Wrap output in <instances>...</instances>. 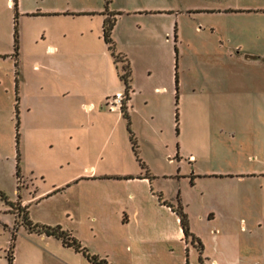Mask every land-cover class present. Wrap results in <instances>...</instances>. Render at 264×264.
<instances>
[{"label": "rangeland", "instance_id": "obj_1", "mask_svg": "<svg viewBox=\"0 0 264 264\" xmlns=\"http://www.w3.org/2000/svg\"><path fill=\"white\" fill-rule=\"evenodd\" d=\"M7 1L0 0V210L18 199V191L25 193L27 185L45 192L74 178L138 171L131 132L151 174L173 175L155 183L163 196L175 199L181 193L192 204L186 213L206 238L209 262H200L195 254L189 264H264V15L231 13L262 9L264 0H108V6L106 0H18L16 17ZM149 12L163 15L144 17ZM101 13L122 14L117 32L128 44L136 91L129 131L121 113L107 106L109 97L126 91L120 80L125 64L98 40ZM14 18L18 56L13 50ZM152 25L155 46L147 48ZM175 25L185 40L179 47L173 44ZM219 42L225 47L249 45L256 56L246 60L243 70L229 66L228 90L218 83L213 92L211 77L222 82L228 75L224 57L211 64V55L225 51ZM177 73L182 84L178 104L168 100V93L155 92L163 86L175 90ZM248 173L253 177L225 178ZM116 188L102 191L119 195L117 201L102 204L107 219L115 223L123 220V214L114 213L115 204L124 205L127 193L125 185ZM69 192L60 191L32 208V222L52 226L54 217L62 225L77 224L67 220ZM75 199L71 209L80 210L79 236L88 253H108L113 263L124 264L121 257L114 260L121 248L97 243L90 231L94 224ZM9 240L0 239V264H8ZM38 240L17 237L13 264H60ZM68 252L63 264H89Z\"/></svg>", "mask_w": 264, "mask_h": 264}, {"label": "crops", "instance_id": "obj_2", "mask_svg": "<svg viewBox=\"0 0 264 264\" xmlns=\"http://www.w3.org/2000/svg\"><path fill=\"white\" fill-rule=\"evenodd\" d=\"M8 5H13L12 8L15 12V17L18 13L19 2L17 0V9H14V1L8 0ZM208 12V13H207ZM204 12L201 11L200 14H209V11ZM232 14H260L264 15V8L262 9H244V10H236L231 12ZM113 14V13H111ZM105 15L103 13L100 14V32L98 31V40L101 41L103 39V25L105 20H115L113 30L111 32V40L113 42L114 53L116 52L119 54V58L123 59L124 66L128 65L130 75L127 78L126 83L121 79V82L126 87L125 95V110L124 112H120L122 119L127 122L128 131L131 126V112L133 110L132 106V97H134L136 91L132 87V62H131V55L128 50V44L125 45V38L118 34L117 27H118V18L122 16V14L117 15ZM144 17H156L157 15H163L162 13L156 12H149L148 14H143ZM15 18H14V34H15ZM17 29V28H16ZM196 33L197 32V29ZM151 31V32H150ZM155 27L152 25L151 29L147 31L146 35V45L147 48H151L155 46L154 35ZM151 33V34H150ZM153 33V34H152ZM183 32L175 25L173 37H174V46L179 47L183 44L184 37ZM102 34V38L100 35ZM109 53L111 50L109 46L105 43ZM137 42V41H135ZM131 43L134 41L131 40ZM170 44V43H169ZM18 46H19V37H18ZM144 47V46H143ZM220 50L225 49V51L220 55H211V64H219V57H224L228 63L226 66V73L225 77H222V82L218 81V77H211L209 80V89L210 91L219 88L218 83H222V89L228 88L224 85H229V77H230V68L229 66H233V70H240L246 67V60L252 59L255 57L256 53L254 52L253 48L249 45H225L219 42ZM54 49V47H51ZM13 50H14V35H13ZM19 53V48H18ZM18 56V54H17ZM111 56L113 57L112 53ZM114 58V57H113ZM130 60H129V59ZM225 66V65H224ZM222 66V67H224ZM221 67V66H218ZM177 79V84H176ZM175 90L173 88L163 87H156L155 92L159 90L162 93H168V100L175 99L176 104H178L179 95H180V85L182 87L181 81H179L178 73L175 75ZM214 83V84H213ZM121 93V92H117ZM214 95V94H213ZM148 104V103H147ZM177 106V105H175ZM89 107V106H88ZM178 111V108L176 109ZM175 110V115H176ZM117 112V111H115ZM178 113V112H177ZM128 119H127V118ZM176 124V121H175ZM176 133L179 134L178 125L176 124ZM130 135V143L132 146L131 136L133 140L135 139L134 134L129 132ZM135 141V140H134ZM136 145L137 142L135 141ZM168 149V148H165ZM133 150V146H132ZM134 152V151H133ZM138 159L136 158V162L138 164V171L134 170L131 173L124 174V175H112V174H105L103 176H95L93 178H78V179H71L64 183L63 186H56L54 189L47 190L45 192H39L38 190H30V186H26L25 193L18 191V199L8 205V207L0 210V239L5 241L6 239H10L9 243H11L12 236L15 235V241L17 237H21L23 235L32 238L35 237L39 239L38 241L42 243L46 248L49 249V255L52 258V261L55 260L57 263L63 264V262H68L69 260V253L68 251H73L75 255H81L85 260H87L81 253L75 252L72 248L64 247L60 240L56 239L52 236H46L45 234H38L36 232H31L27 229L24 225V216L28 217V220L34 224L30 218V210L34 207H38L42 202L47 201L53 195L58 194L60 191L62 192H69L71 189H76L77 192L72 195L71 202L68 204V213H67V220L72 222L73 220L77 221V224L69 223V225H62L58 218H52V226L47 227H61L62 230L69 232L81 245L83 244L86 246V243L83 242V239L79 236V223L80 220V210H74L72 213V203L77 198V202H81L85 212L82 214L86 215L88 218V223L91 222L92 227L90 231L96 234V241L103 248H121V253L116 254L115 259L122 260L121 263L124 264H170L172 261L177 262L178 264H189L190 258L193 255L199 256V261L201 262L203 258L207 262L208 259V245L206 242V238L202 235L199 231H197L191 219L189 220V216L186 211L192 207V204L187 203L182 197L179 196L175 199L169 198L166 199L163 194L160 192L161 188L159 185H155V183H159L160 179L167 180L171 179L173 175L168 173H156L154 172L151 174L149 169H152L148 164L147 158L143 155V151L139 150L137 147ZM180 153V151L178 152ZM140 154L142 159L140 158ZM167 158L171 161L172 157L167 155ZM190 158H193L191 156ZM179 169L177 171L178 176L181 173L182 161L178 163ZM149 168V169H148ZM191 175L195 177V171H190ZM148 173V174H147ZM197 175V174H196ZM175 176V177H176ZM209 179V173L205 175ZM253 177V173H248L245 175H234V174H227L225 178L227 179H245ZM200 180V179H198ZM125 185V204L118 205L115 204L117 207L114 208V213L120 212L123 214V220L120 222H114L112 219H107V209L103 210L102 204L103 202L109 203L114 202L119 199V195L114 193H103L104 189H109L112 191H117L116 185ZM90 190L92 193H86L84 190ZM159 195H161V199H159ZM76 196V197H75ZM180 203V204H179ZM174 207H178L179 205L182 206V210L184 214L187 216L189 221V229L191 234L200 241L202 245V251H199L197 242H192V238H186L180 223V218L175 211L169 205ZM108 207V205H107ZM6 209V210H5ZM186 209V210H185ZM155 214V215H154ZM160 214L161 217H156V215ZM5 216H13L14 221L12 223L8 222ZM209 217V211L207 215ZM82 218V217H81ZM117 223L119 225L117 226ZM15 224V227L12 225ZM63 227H62V226ZM37 226H44V225H37ZM14 228V229H13ZM12 231L14 233H12ZM15 241H14V248H15ZM88 242H91L88 241ZM82 245V246H83ZM83 246V247H84ZM10 247V245H9ZM8 252V251H7ZM14 254V251H13ZM94 256H97L101 259H105L107 262L114 261L110 258L107 254H102L100 252H93ZM124 258V259H123ZM119 260V262H120ZM14 261V258H13ZM88 261V260H87ZM54 262V261H53ZM89 264H92L88 261ZM211 264H217L216 261H213Z\"/></svg>", "mask_w": 264, "mask_h": 264}, {"label": "trees", "instance_id": "obj_3", "mask_svg": "<svg viewBox=\"0 0 264 264\" xmlns=\"http://www.w3.org/2000/svg\"><path fill=\"white\" fill-rule=\"evenodd\" d=\"M13 1H14V9L16 10L17 9V0H13ZM108 4H109V2H108V0H106V6H108ZM114 22H115V20H110V19L105 20L104 25H103V39H104L105 43L109 46V49L111 50V53H112L113 57L115 59H117V57L115 56V53H114L113 42L111 40V32L113 30ZM18 48H19V46H18V35H17V29L15 28L14 53H15L16 56L18 54ZM123 72H124V74H123V76H121V79L126 83L127 78L130 75V71H129L128 65L124 66ZM176 84H177V79H176ZM175 121H176V124L178 125V113H177V110H176V115H175ZM131 141H132V146H133V151L135 153V156L137 157V160L140 162V160L138 159L136 143L133 140L132 136H131ZM17 145H18V142H17ZM19 161H20V159H19V154H18L17 155V162L19 163ZM19 174H20L19 169H17V177L19 176ZM159 199H161V195H159ZM169 207H171L173 209V211H175L177 213V215L179 216L181 227H182V230H183V233H184L185 237L187 239L188 238H192V242L193 243L197 242L199 251L201 252L202 251V245H201L200 241L198 239H196L191 234L190 229H189L188 218L182 212L181 206H178L177 208H175L174 206L169 205ZM23 223L27 227V229L29 231H31V232H36L38 234H45L46 236L55 237L56 239L61 241V243H62V245L64 247L72 248L75 252L81 253L92 264H109L105 259H101V258H99L97 256L90 255L88 253L87 249L85 247H83L69 232H67L65 230H62V228L59 227V226H57V227H47V226L33 225L28 220L27 216H24ZM14 241H15V235L12 236L10 248L8 250V264H13Z\"/></svg>", "mask_w": 264, "mask_h": 264}, {"label": "built area", "instance_id": "obj_4", "mask_svg": "<svg viewBox=\"0 0 264 264\" xmlns=\"http://www.w3.org/2000/svg\"><path fill=\"white\" fill-rule=\"evenodd\" d=\"M125 95L123 93H115L107 99V106L110 111L123 112L125 110Z\"/></svg>", "mask_w": 264, "mask_h": 264}]
</instances>
